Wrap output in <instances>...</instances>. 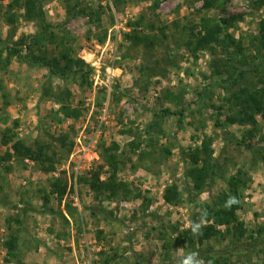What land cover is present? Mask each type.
<instances>
[{
	"label": "rangeland",
	"instance_id": "1",
	"mask_svg": "<svg viewBox=\"0 0 264 264\" xmlns=\"http://www.w3.org/2000/svg\"><path fill=\"white\" fill-rule=\"evenodd\" d=\"M39 1L47 22L55 25L57 33L68 34L76 56L93 67V83L81 86L79 78L62 80L46 68L17 58L9 65L5 59L0 61V155L8 149L3 144L7 128L18 119L15 130L20 138L30 144L48 142L57 158L62 157L50 172L29 159L10 162L11 170L8 162H0V235L6 236L10 218L24 223L13 222L20 229L19 257L12 258L0 244V264H181L190 253L203 264L218 259L223 264H264V160L258 150L264 148V117L257 116L259 130L253 137L246 134L253 126L250 121L230 123L228 108L219 109L226 92L211 67L214 58L224 59L227 53L212 54L208 49L194 53L187 45L190 24L198 26L202 15L220 21L239 14L242 17L224 33L243 38L247 52L256 55L254 41L264 19V5L256 9L259 0ZM11 2L0 0V41H17L36 31L24 3L10 11ZM79 4L89 15L80 13ZM11 13L17 15L12 24L8 22ZM140 16L156 26L152 33L159 40L152 46L135 45L126 38L130 23ZM49 49L56 57L55 48ZM249 76L255 84L257 78ZM66 86L75 94L74 104L81 105L78 120L63 117L56 100L41 99L46 87L56 93ZM114 95L120 99L116 101ZM154 122L160 123L161 130ZM204 135L211 138L218 167L200 193L187 170L192 150ZM150 138L154 146L148 145ZM244 138L251 148L242 143ZM93 140L99 160L92 169L76 172L72 165L82 156L79 149ZM70 141L74 142L71 152L62 144ZM104 141L117 142L115 152L120 157H132L117 173L135 192L141 190V198L109 200L93 189V172L104 165L99 148ZM133 142H140V152L148 150L150 156L133 152ZM104 167L107 171L108 165ZM240 169L249 179L239 211L244 235L225 231L220 239L178 246L176 237L191 226L198 204L226 190L228 179ZM106 176L101 173L102 180ZM53 178L68 182L62 202L57 195L50 196V206L60 214L45 212L43 197ZM173 183L183 195L178 205L163 197ZM68 204L76 210L71 211ZM116 254V260L111 259Z\"/></svg>",
	"mask_w": 264,
	"mask_h": 264
},
{
	"label": "trees",
	"instance_id": "2",
	"mask_svg": "<svg viewBox=\"0 0 264 264\" xmlns=\"http://www.w3.org/2000/svg\"><path fill=\"white\" fill-rule=\"evenodd\" d=\"M20 2L24 3L26 13L31 14L32 20L35 21L36 31L33 34L22 36L17 41L1 40L0 61L5 59L9 65L11 59L17 58L20 62L48 69L54 77H59L62 80H67L68 78L77 80L76 78H79L81 86H91L93 82L90 80V77L93 67L76 56V49L71 44L68 34L57 33L55 25L47 22L43 4L39 0H12L8 5V9L12 11ZM119 2H122V0L117 1V3ZM255 3V8L259 9L264 5V0H259ZM80 4H82V1ZM80 4V13L89 15V11L81 7ZM208 4L209 2L207 1L205 9L208 8ZM155 6L157 8L158 5ZM16 17V14L11 13L8 17V22L11 24L15 23ZM241 17L239 14H234L222 17L220 21H214L210 16L202 15L198 26L194 27L193 24H190L191 31L189 33L191 35L187 41V45L194 53L202 49H208L212 54H216L218 50L227 53L224 59L214 58L211 63V67L220 79L218 85L226 92L224 103L219 106V109L228 108L230 112L228 120L230 123H245L246 121H250L253 126L247 129L246 134L248 137H253L259 130L257 128V116L262 115L264 117V19L261 21L260 32L254 41L258 43V52L254 55L247 52L243 38H237L235 35L224 33L225 28L232 27ZM130 26L131 31L126 35V38L132 44L148 47L154 45L159 40L157 35L152 33L156 27L155 24L148 23L144 16L138 17L134 22L130 23ZM176 26H179V23H176ZM165 32L166 29L161 27V33L167 36ZM106 38L107 36H105L102 42ZM50 47L55 48L56 57L52 56L53 51L49 49ZM3 48L7 50V53ZM5 53L7 56L4 55ZM250 74L257 78L255 84L250 82ZM43 98L56 100L60 104L59 112L65 118L78 120L82 115L81 105L74 104L75 94L68 86L61 88L56 93L50 87H46L41 96V99ZM103 98L107 100V94ZM114 99L118 101L120 97L114 95ZM167 112L169 110H166L164 113L166 114ZM157 116H160V114H157ZM153 125L158 130H161L159 122H154ZM18 126L19 120L17 119L15 120L14 127L7 128L3 137V144L8 149L3 155H0V162H8L7 169L11 170L13 165H10V162L15 160L23 162V160L29 159L39 165L44 172L52 171L61 162L62 157L57 158V151H52V146L48 142L41 143L35 141L34 144H30L25 139L20 138L15 130ZM61 138L62 136L59 138L60 141ZM152 141L153 138L148 140L149 146H154ZM242 143L250 148L252 147V144L247 142L246 138L243 139ZM62 144L69 147L68 150L71 152L74 142L70 141L69 143ZM133 145V152L140 155V157L145 158L150 156L151 153L148 150L140 152V142L138 145L133 142ZM118 146V143L115 141L111 144H108L106 141L100 142L101 158L104 160V165H108V169L106 171V168L102 165L97 168L98 170L92 171L93 179L90 183L94 190L109 200L129 199L131 197L139 199L142 197L141 190L138 189L135 192L129 182L119 179L117 170L119 172L125 165L126 159L127 161H133V159L130 156L125 158L122 155L120 157L117 153ZM258 150L264 160V148ZM191 158L187 175L191 180L193 188L201 193L208 185L210 179L216 174L218 167L214 158L211 138L208 135H204L201 144L193 148ZM101 173H107V176L103 180L101 179ZM83 180L87 181L86 178ZM248 181L249 179L245 178V173L240 169L236 175L228 179L226 190L221 191L210 201L198 204L196 207L198 210L196 209L192 213L191 226L183 230L180 236L176 237L178 246L182 244L189 246L195 245L196 242L203 243L211 239H220L223 238L225 231L236 232L238 230L244 235L246 230L242 228L243 223L240 222L239 211L243 208V190L244 188H248ZM49 183L50 190L43 197L44 204L47 207L45 212L61 213L59 209L56 211L50 206V196L57 195L58 199L62 202L68 190V182L63 178H53ZM163 197L165 202L178 205L183 197L180 186L177 183L168 185ZM232 198L236 202L229 204L228 202ZM67 208L71 209V211L76 210L70 204L67 205ZM13 222L24 225L22 219L10 218L7 221L6 236L0 235V244H3L8 249L12 258H17L20 255L18 250L20 229H15ZM195 225H200L196 232L193 231ZM223 227H226V229L224 230ZM110 256L111 259L116 260L117 254ZM214 264L223 263L218 259Z\"/></svg>",
	"mask_w": 264,
	"mask_h": 264
},
{
	"label": "built area",
	"instance_id": "3",
	"mask_svg": "<svg viewBox=\"0 0 264 264\" xmlns=\"http://www.w3.org/2000/svg\"><path fill=\"white\" fill-rule=\"evenodd\" d=\"M106 112L107 110L104 109V113ZM78 153L81 154L82 156L78 158L79 160H76V161L74 160L73 165H72V167L76 170V172H78L79 170L83 168L92 169L94 164L99 160V154L96 151L95 140L91 141L86 146H82L79 149ZM75 155L76 153H74V155L73 154L71 155L70 161L73 160L72 156H75Z\"/></svg>",
	"mask_w": 264,
	"mask_h": 264
},
{
	"label": "clouds",
	"instance_id": "4",
	"mask_svg": "<svg viewBox=\"0 0 264 264\" xmlns=\"http://www.w3.org/2000/svg\"><path fill=\"white\" fill-rule=\"evenodd\" d=\"M235 199L232 198L230 199V201L228 202L229 204L231 203H235ZM200 225H195L193 228V231L196 232L199 229ZM196 254L195 253H190L188 254L181 262V264H203L202 261L197 260L196 258Z\"/></svg>",
	"mask_w": 264,
	"mask_h": 264
}]
</instances>
